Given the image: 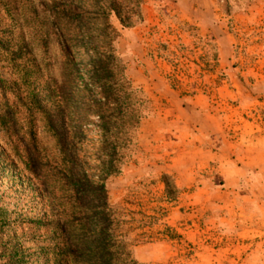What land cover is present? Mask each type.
I'll list each match as a JSON object with an SVG mask.
<instances>
[{"label": "rangeland", "instance_id": "obj_1", "mask_svg": "<svg viewBox=\"0 0 264 264\" xmlns=\"http://www.w3.org/2000/svg\"><path fill=\"white\" fill-rule=\"evenodd\" d=\"M70 1L83 24L0 0V264H67L69 169L96 181L107 155L87 72L106 38L139 117L105 180L129 259L264 264V0Z\"/></svg>", "mask_w": 264, "mask_h": 264}, {"label": "trees", "instance_id": "obj_2", "mask_svg": "<svg viewBox=\"0 0 264 264\" xmlns=\"http://www.w3.org/2000/svg\"><path fill=\"white\" fill-rule=\"evenodd\" d=\"M46 1L48 13H54L55 18L62 23L83 24L81 17L84 14L75 9L72 1ZM137 3L140 4L141 0H137ZM110 9H114V5H111ZM104 24L105 27L110 26L106 20ZM58 34L64 41L70 36L65 28H60ZM76 36L85 37L83 33ZM108 41L106 38L107 49L101 51L98 46L95 47L94 53L90 54L92 64L87 69L92 83L100 85V93L104 98L99 103L98 115L107 155L101 163L96 181H92L87 172L79 167L77 160L76 165L69 169L68 182L72 198L83 205L84 209L80 212L77 225H73L74 220H64L66 239L70 241V245H67L69 247L66 253L67 264H136L133 259H129L125 240L119 233L118 219L108 202L105 180L120 172L121 165L127 159V150L132 143L139 117L136 113L135 100L131 96L134 89L130 81L124 75L121 79L114 76L115 65L112 61L116 56L112 51L113 46ZM119 80L122 84H119ZM50 130L58 136L55 125L52 124ZM28 158L35 169V164L36 166L39 164V157L29 152ZM70 159L75 160L71 157ZM63 161L68 162L67 155L63 156ZM72 244L74 250H70Z\"/></svg>", "mask_w": 264, "mask_h": 264}]
</instances>
